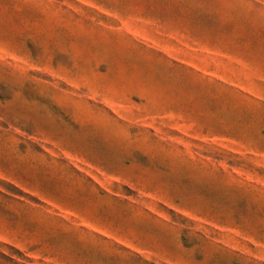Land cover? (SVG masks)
<instances>
[{"label":"rangeland","instance_id":"rangeland-1","mask_svg":"<svg viewBox=\"0 0 264 264\" xmlns=\"http://www.w3.org/2000/svg\"><path fill=\"white\" fill-rule=\"evenodd\" d=\"M0 264H264V0H0Z\"/></svg>","mask_w":264,"mask_h":264}]
</instances>
